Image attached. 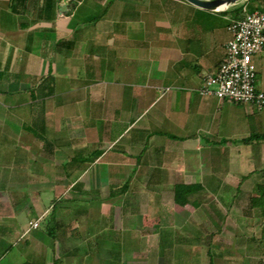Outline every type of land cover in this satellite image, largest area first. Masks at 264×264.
<instances>
[{"label": "crops", "instance_id": "crops-1", "mask_svg": "<svg viewBox=\"0 0 264 264\" xmlns=\"http://www.w3.org/2000/svg\"><path fill=\"white\" fill-rule=\"evenodd\" d=\"M245 6L264 12V0L223 11L186 0H0V121L33 139L9 159L26 164L27 181H54L26 196L57 203L29 223L0 216V264L13 252L12 264H60V241L74 248L60 255L75 260L78 241L122 243L129 228L177 243V212L188 203L176 199L178 185H199L202 196L261 194L264 109L199 92ZM255 63L264 90V53ZM36 160L37 176L28 170ZM114 211L121 226L108 229ZM132 212L136 221H126Z\"/></svg>", "mask_w": 264, "mask_h": 264}, {"label": "rangeland", "instance_id": "rangeland-1", "mask_svg": "<svg viewBox=\"0 0 264 264\" xmlns=\"http://www.w3.org/2000/svg\"><path fill=\"white\" fill-rule=\"evenodd\" d=\"M0 123V127L3 128V131H0L1 219L3 222L13 225L16 222L29 223L45 210H48L46 211L48 214L45 213L44 215L47 214V217L50 218V212L54 210L52 205L57 204L53 203V198L45 199L43 203L42 199L44 198L42 196H26V194L36 190L43 192L51 188V183L54 181L46 180L43 183L36 177L33 178V181H27L23 179L26 173V164H12V159H9L14 153L20 156L24 155L26 145L32 146L33 139L29 134L21 131L20 125L14 126L16 128L14 132H8L6 120L0 121ZM37 127H34L36 131L32 130L30 134L37 137L36 140L34 139L36 142L34 150H36V155L40 157L41 154L38 149L40 150L42 145L40 136L43 135L39 133ZM40 163L36 160L34 165L30 164V168L28 167L29 171L33 170L35 176L41 175L38 172L41 168ZM261 183L264 184V181ZM232 191L234 192V190ZM253 197H257V195L245 193V191H241L238 196L194 195L191 201H188L187 208L185 207V210H179L178 214L176 213L178 215L176 221L179 223V227L173 237H177V243H169L167 237L161 238L163 241L160 240L159 242L161 236H158L156 240L146 236L144 238L143 232L140 233L136 229L129 228L128 236L124 237L122 243H107L102 241V238L92 240L91 243L82 244L78 241L76 243V247H78L77 256H75L77 259L75 260L68 259L70 257L63 258L60 255L66 251L72 256L74 249L68 248L60 240L59 251L56 252L55 250L54 254L59 253L60 264H264V217L259 208L252 206ZM195 201L197 204L194 205L193 202ZM40 202L43 203V206L40 205ZM58 207L59 205H57ZM110 213L108 229L116 224L121 226L119 213L116 211ZM52 214L54 213L52 212ZM136 214L127 213L124 219L129 222L136 221L133 218ZM157 214L152 213L154 215L152 219L157 218L155 216ZM165 220L163 219V221ZM41 222L43 223V221ZM12 229H14L13 226ZM26 229L24 226L23 234ZM41 230H45V228L42 226ZM139 238L145 240L140 242L138 241ZM172 238L169 235V239ZM27 247L26 238H21L18 249L25 257L28 256ZM37 248L38 245H35L36 250ZM167 248L172 249L170 251ZM41 254L39 251L38 256ZM12 255L15 256V253H11L10 256ZM9 257H6L1 264H12ZM27 258L24 264L29 263Z\"/></svg>", "mask_w": 264, "mask_h": 264}, {"label": "built area", "instance_id": "built-area-1", "mask_svg": "<svg viewBox=\"0 0 264 264\" xmlns=\"http://www.w3.org/2000/svg\"><path fill=\"white\" fill-rule=\"evenodd\" d=\"M248 1V0H247ZM232 38L217 72L205 77L199 90L203 96L264 109V90L257 86L255 57L264 53V12L244 7V17L229 27ZM42 217L32 224L41 226Z\"/></svg>", "mask_w": 264, "mask_h": 264}, {"label": "trees", "instance_id": "trees-1", "mask_svg": "<svg viewBox=\"0 0 264 264\" xmlns=\"http://www.w3.org/2000/svg\"><path fill=\"white\" fill-rule=\"evenodd\" d=\"M242 9H240L241 11ZM201 189V187L199 185H178L176 187V199L179 200L181 198H186L188 201H191V199L193 198V196L195 194H197L199 192V190ZM193 204H197V202H193ZM252 206L254 208H259L262 211V216L264 217V190H262L261 194L257 197H253L252 198ZM57 229H51L50 230V236L53 239H56V235H55V231ZM5 253L7 251H4ZM3 252V254H5Z\"/></svg>", "mask_w": 264, "mask_h": 264}, {"label": "water", "instance_id": "water-1", "mask_svg": "<svg viewBox=\"0 0 264 264\" xmlns=\"http://www.w3.org/2000/svg\"><path fill=\"white\" fill-rule=\"evenodd\" d=\"M190 4L199 7L201 9L209 11H223L226 10L228 6L235 5L240 0H186ZM225 5L224 9H219L221 6Z\"/></svg>", "mask_w": 264, "mask_h": 264}, {"label": "bare ground", "instance_id": "bare-ground-1", "mask_svg": "<svg viewBox=\"0 0 264 264\" xmlns=\"http://www.w3.org/2000/svg\"><path fill=\"white\" fill-rule=\"evenodd\" d=\"M226 6L225 5H223V6H221L219 9H224Z\"/></svg>", "mask_w": 264, "mask_h": 264}]
</instances>
